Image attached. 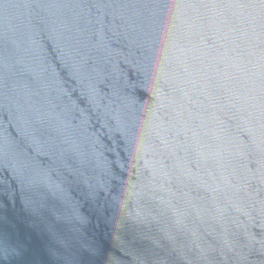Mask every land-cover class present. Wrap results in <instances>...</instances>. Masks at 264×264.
<instances>
[{
	"label": "water",
	"instance_id": "obj_1",
	"mask_svg": "<svg viewBox=\"0 0 264 264\" xmlns=\"http://www.w3.org/2000/svg\"><path fill=\"white\" fill-rule=\"evenodd\" d=\"M0 264H264V0H0Z\"/></svg>",
	"mask_w": 264,
	"mask_h": 264
}]
</instances>
